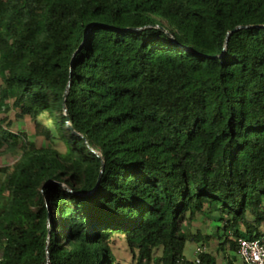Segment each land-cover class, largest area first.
Returning <instances> with one entry per match:
<instances>
[{
  "label": "trees",
  "instance_id": "trees-1",
  "mask_svg": "<svg viewBox=\"0 0 264 264\" xmlns=\"http://www.w3.org/2000/svg\"><path fill=\"white\" fill-rule=\"evenodd\" d=\"M6 155L0 264H233L264 233V0H0Z\"/></svg>",
  "mask_w": 264,
  "mask_h": 264
},
{
  "label": "rangeland",
  "instance_id": "rangeland-1",
  "mask_svg": "<svg viewBox=\"0 0 264 264\" xmlns=\"http://www.w3.org/2000/svg\"><path fill=\"white\" fill-rule=\"evenodd\" d=\"M60 114L63 115V113L61 112ZM59 114V115H60ZM56 116H59L58 113L55 114ZM38 120L40 122H44L45 120V117L44 116H40L38 118ZM17 127H21V128H24L26 130H31V125H30V122L28 119H25L23 122H18L17 124ZM14 156H11V155H6V156H0V166H4V165H9L12 161H13V158ZM194 225L196 227H199L201 228L202 230H207L209 231L211 228L209 225H207V221L200 217L198 220H196L194 222ZM243 237L244 238H247L248 235L245 233L243 234ZM214 244H212L210 247V251L212 252L213 255H215L217 257V261L218 262H221L222 260V256L221 254H218L215 252V246L216 243H217V240H214L213 241ZM113 249L116 253V256H117V259L118 261L120 262V264H134L132 262V259H131V255H130V252L128 251V248L126 246V243L124 241V239L122 237H116L113 241ZM198 249H201V250H204V251H209V247H203L201 248L199 245L193 243V242H187L186 245H185V249H184V254H185V257L189 260H193L195 257H196V254H197V251ZM154 264V263H152ZM233 264H243L242 262V259L239 257V255H237L235 257V260H233Z\"/></svg>",
  "mask_w": 264,
  "mask_h": 264
},
{
  "label": "built area",
  "instance_id": "built-area-1",
  "mask_svg": "<svg viewBox=\"0 0 264 264\" xmlns=\"http://www.w3.org/2000/svg\"><path fill=\"white\" fill-rule=\"evenodd\" d=\"M237 242V254L243 264H264V233L255 239L238 238Z\"/></svg>",
  "mask_w": 264,
  "mask_h": 264
},
{
  "label": "water",
  "instance_id": "water-1",
  "mask_svg": "<svg viewBox=\"0 0 264 264\" xmlns=\"http://www.w3.org/2000/svg\"><path fill=\"white\" fill-rule=\"evenodd\" d=\"M239 28H241V27H237V28H235L233 31H236V30L239 29ZM233 31H232V32H233Z\"/></svg>",
  "mask_w": 264,
  "mask_h": 264
}]
</instances>
